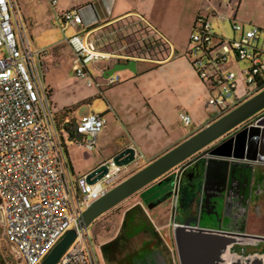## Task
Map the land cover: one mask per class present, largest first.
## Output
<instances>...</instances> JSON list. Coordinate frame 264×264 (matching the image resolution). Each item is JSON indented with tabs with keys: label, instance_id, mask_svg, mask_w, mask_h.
Listing matches in <instances>:
<instances>
[{
	"label": "built area",
	"instance_id": "1",
	"mask_svg": "<svg viewBox=\"0 0 264 264\" xmlns=\"http://www.w3.org/2000/svg\"><path fill=\"white\" fill-rule=\"evenodd\" d=\"M240 1L229 0L231 11L237 10ZM52 4L56 6L58 1ZM16 9L13 0H0V201L5 237L25 264H41L66 233L75 229L76 241L57 264H102L94 238L81 226L82 215L112 187L125 181L130 168H138L144 157L137 154L128 167H118L112 159L107 161L108 174L95 185L73 178L65 131L59 129L43 75L41 59L48 52L32 51ZM216 15L223 23L233 25L234 38L219 36L210 17L200 16L187 53L209 91L207 106L216 110L213 121L264 90V28L237 23L235 12L234 20ZM56 23L65 31L68 26L83 25V18L78 10H70L59 13ZM67 43L75 54V76L87 79L89 86H93L89 66L123 57L120 52L100 50L82 35L68 38ZM231 57L248 63V89L241 96L237 94V74L224 69ZM118 79L110 78L111 82ZM181 121L186 126L193 122L187 114L181 115ZM107 125L104 115L92 114L68 126L67 134L74 143L92 152Z\"/></svg>",
	"mask_w": 264,
	"mask_h": 264
},
{
	"label": "crops",
	"instance_id": "2",
	"mask_svg": "<svg viewBox=\"0 0 264 264\" xmlns=\"http://www.w3.org/2000/svg\"><path fill=\"white\" fill-rule=\"evenodd\" d=\"M228 4L229 0H69V2L68 0H58L56 6L60 5V8L57 10V14L78 10L83 18V25L80 27L68 26L66 30L72 29L74 31L73 36H84L88 41L96 43L102 51H123V48H127V45L120 44L118 46V44H115L116 40L119 41V38L122 39L125 34H129L132 31L137 33L134 36V45L137 48H140L145 43L144 39L147 40L146 38L150 36L158 39L160 35L163 41L162 44H165L170 49L169 58L162 61L122 54L123 57L121 58H115L109 62H102L97 66L88 67V76L95 83L93 81V86L87 85L90 88L97 86L100 91L104 89V95L109 97L110 108L115 113V124L113 126L112 124L111 126L108 125L109 127L107 126L99 136L98 147L95 150H101L98 157L90 155L95 151L89 152L85 149L87 151L86 160H80L71 154L70 144L74 142L65 131L64 142L67 160L75 180L83 179L98 165L111 160L128 148L136 149L137 154L144 157L140 167L148 166L214 122L216 112L213 113L214 116L209 117L210 119L206 116H193L192 124L186 126L181 121L182 114L179 115L180 113L174 112L189 95H193L194 101L204 103L206 93H209V91L198 78L189 59L187 61V58L184 59L179 54L177 58L172 57V43L175 40L168 30L171 23L165 17V13L172 11L173 7L176 9L182 8L187 14L191 13L186 30V42L182 46L180 45L185 49L184 55L186 56L190 36L198 18L202 16L204 8L209 9L210 13L212 12L215 17L216 14H221L223 6L233 10ZM242 6L243 0L240 1L237 10H234L236 18ZM215 19L217 18L215 17ZM257 27L264 28V26ZM142 34H144L143 39L141 38ZM67 39L58 53L60 62L69 54L73 56V62L75 60V54L69 47ZM45 57H49V55H45ZM129 61L137 63V73L129 70L118 72L111 77L119 79L111 82V77L106 76V74L115 65L128 63ZM41 64L52 107L55 112H58L53 102L54 90L51 84L46 81L43 59H41ZM172 74H174L173 78L171 77ZM96 75L100 76L101 79L96 80ZM81 80L87 81V79ZM70 112L71 110L68 111L67 122H69ZM80 120H72L70 122L74 124ZM119 139H122V142H118ZM256 141V149L254 148L255 157L262 158L264 161L262 140L257 138ZM248 144L250 145V141ZM130 170L132 172L135 168L131 167ZM78 176L80 177L78 178ZM154 191V189L146 188L130 198L129 200H132V203L128 201L129 205L127 206L129 207L124 212L123 217L121 216L122 223L127 213L138 205L143 206L145 204L142 197L149 198L154 194ZM144 200L150 201L151 199ZM165 211L164 209L158 210L154 213H148V216L158 231L167 233L171 214ZM0 213L5 231V217L1 204ZM249 233L252 235H264L263 231L259 232L254 228Z\"/></svg>",
	"mask_w": 264,
	"mask_h": 264
},
{
	"label": "water",
	"instance_id": "3",
	"mask_svg": "<svg viewBox=\"0 0 264 264\" xmlns=\"http://www.w3.org/2000/svg\"><path fill=\"white\" fill-rule=\"evenodd\" d=\"M124 70L137 73V63L129 61L128 63L117 64L106 76L111 77ZM262 111H264V90L111 189L84 211L81 218V226L89 229L99 218L163 178L173 169L186 163L199 152L224 139ZM262 128H264V119L257 122V125L244 129L235 136L223 141L211 149L206 156L184 169L179 175L180 182L192 184L195 180L204 178L207 174L212 173L214 181L218 182L215 187L220 188V195L226 198L243 199V205L248 211L252 199H262L253 191V185L258 180L257 173L259 168L264 167V161L262 158L255 157L254 148L256 149L257 141L254 142L253 148L248 144L251 136L254 135L255 140L260 137L259 132L264 130ZM248 150L252 154L249 155L250 152ZM136 156V149L128 148L117 154L112 160L118 167H128L135 162ZM106 162L98 165L83 178L86 184L95 185L108 174L109 168ZM198 171L199 173H197ZM190 174H194V177H188ZM232 175L239 179V182L236 187L237 191L233 195H229L230 187L227 188L226 183ZM170 197L171 195L168 198ZM230 220L239 227L195 229L196 227L192 226L191 223H187L183 227L177 228L175 240L179 263L264 264V253L248 255L232 253V249L237 245H251L254 247L264 243V235H252L247 231L249 226L255 224L258 226L257 230L259 232L261 230L264 232L263 221L257 220L253 222L249 218V213L243 217L231 218ZM76 239L77 231L71 229L41 264H57ZM111 244L112 242L104 246L108 248ZM103 247L102 254L104 256ZM14 251L16 252L15 249ZM115 264L167 263L159 250L154 245H150L147 248H134L126 256L118 259Z\"/></svg>",
	"mask_w": 264,
	"mask_h": 264
},
{
	"label": "rangeland",
	"instance_id": "4",
	"mask_svg": "<svg viewBox=\"0 0 264 264\" xmlns=\"http://www.w3.org/2000/svg\"><path fill=\"white\" fill-rule=\"evenodd\" d=\"M16 5L17 15L21 18L27 37L30 41L32 51L34 53L38 52H48L49 57H44L43 66L45 69L46 81L51 84L54 90L53 102L58 109V113L65 112L68 115V111L71 110L69 114V122L72 120H80L83 117L90 114H100L105 115L108 125L113 126L115 124V113L113 109L110 108V99L105 97L104 89L100 91L97 86L90 88L87 81L77 78L73 72V56L71 54L63 58V61H59L58 53L59 50L65 43L67 38L73 36L74 31L68 29L66 31L56 23L57 10L60 5L54 7L52 6V0H13ZM58 1V0H57ZM69 2V0H68ZM222 15L228 16V18H233L234 11L229 10L226 6H223ZM190 12L183 11L182 8L176 9L173 7L172 11L165 13V17L170 21L168 30L172 34L175 42L172 43V57L177 58L182 56L184 59L188 60V54L184 55V48L181 47L186 42L187 36V25L189 24ZM187 15V17H185ZM204 17H210L216 34L223 36L227 39L234 38L233 25L229 22L223 23L222 20L215 19L210 13L209 9L204 8L202 13ZM164 18V17H163ZM165 18V19H166ZM235 21L239 24H252L257 26H264V0H243V6L240 8L238 17ZM16 28V22L14 21ZM192 32V31H191ZM17 40L20 42L21 37L16 28ZM136 32L125 34L119 41L116 40L115 44H126L127 48L121 50H114L113 52H120L121 54L131 55L134 57L141 58H152L156 61H162L169 58L170 49L162 44V37L159 35L156 38H146L145 43L140 46V48L134 45V36ZM144 34L141 35V38ZM143 39V38H142ZM138 40V38H136ZM153 40V41H151ZM125 42V43H124ZM149 42V43H148ZM181 45V46H180ZM192 45L189 43L188 51H190ZM111 50H108L110 52ZM65 52V51H64ZM107 52V51H106ZM248 63H239L231 57L228 64L224 67L225 72L233 71L237 74L238 79V91L239 96L246 93L247 86V75L245 70ZM163 75V74H160ZM174 74L171 75L173 78ZM198 76V75H197ZM162 78V77H161ZM171 78V79H172ZM175 78V77H174ZM199 78V77H198ZM91 79V78H90ZM96 80H100L101 77L96 75ZM94 81V80H93ZM95 83V81H94ZM210 95L206 93V99L204 103L193 100V95H189L188 98L182 102V105L177 107L174 112L181 114H187L191 117L193 116H214L213 113L216 110L212 107H207ZM204 104V105H203ZM171 110V108H170ZM173 110V107H172ZM109 111V112H108ZM216 116V115H215ZM261 117V115L257 116ZM256 117V118H257ZM262 118H258L260 120ZM210 121V120H209ZM257 121V120H256ZM107 125V126H108ZM184 127L183 125H181ZM109 127V126H108ZM126 140V139H125ZM118 142H122L119 139ZM71 154L80 160H86L87 151L85 148L81 147L76 143L70 144ZM101 150L98 149L94 153L90 154L92 156L98 157ZM72 156V157H73ZM147 166V165H146ZM145 166V167H146ZM144 167L135 168L132 172H129L128 176H132ZM258 179L264 181V167H260L257 173ZM80 176H78L79 178ZM129 178V177H128ZM127 178V179H128ZM115 187V186H114ZM112 187L111 189H113ZM128 201L132 203V200H127L112 211L108 212L101 218H99L89 229V233L94 238V245L99 254V258L104 263V257L100 247H103L107 243L114 240L119 234L122 217L124 212L128 209ZM122 216V217H121ZM155 217V216H154ZM153 217V218H154ZM264 226V222H263ZM262 231V230H261ZM161 234L165 237L166 232L161 231ZM238 250H246V252H240L239 254H263L264 253V243L258 246H236ZM0 264H25L21 258L14 251L12 245L8 242L5 237L4 225L2 221V216L0 213Z\"/></svg>",
	"mask_w": 264,
	"mask_h": 264
},
{
	"label": "flooded vegetation",
	"instance_id": "5",
	"mask_svg": "<svg viewBox=\"0 0 264 264\" xmlns=\"http://www.w3.org/2000/svg\"><path fill=\"white\" fill-rule=\"evenodd\" d=\"M259 115L261 117H257ZM258 118L264 119V111L245 122L224 139L219 140L209 148L199 152L186 163L173 169L166 176L148 186L147 188L155 190L154 194L149 198L142 197L145 204L143 206L138 205L126 214L119 234L105 250V255L103 256L104 263L115 264L118 259L126 256L134 248H147L150 245H154L167 264H180L175 240L177 228L183 227L187 223H191L192 226L196 227L195 229L237 228L239 226L231 222L230 219L243 217L248 213L249 218L253 222L257 220L264 222V181L262 180L258 179L253 185V191L257 193V196L262 197V199H252L248 211L243 205V199L226 198L220 195V188L215 187L218 182L216 180L214 181L212 173L207 174L204 178L195 180L192 184L186 182L181 183L179 180V175L184 169L206 156L211 149L223 141L249 128ZM259 134V139L262 140L264 150V130L260 131ZM255 141V136H251V147ZM250 154L252 153L250 152ZM188 177L192 178L194 174H190ZM238 180L233 175L227 180V188L230 187L229 195H233L237 191ZM170 195L171 197L168 198ZM144 199L151 200L146 201ZM223 199L227 200L224 201ZM162 209L166 210V213L169 212L171 214L170 226L165 237L157 230L148 216V213H154ZM254 225L249 226L247 231L250 232L253 228L257 229L258 226ZM240 252H246V250L242 249L240 251L237 247L232 249L233 254H239Z\"/></svg>",
	"mask_w": 264,
	"mask_h": 264
},
{
	"label": "trees",
	"instance_id": "6",
	"mask_svg": "<svg viewBox=\"0 0 264 264\" xmlns=\"http://www.w3.org/2000/svg\"><path fill=\"white\" fill-rule=\"evenodd\" d=\"M191 65L193 67V64L192 63H191ZM193 69H194V67H193ZM56 114H57V122H58V125H59V129L60 130H63V131H66V132H70L68 126H73L74 124L72 122H67V119H68L67 114L65 112H62V113L56 112ZM106 249H107V247L104 246L103 247V250L105 251Z\"/></svg>",
	"mask_w": 264,
	"mask_h": 264
}]
</instances>
